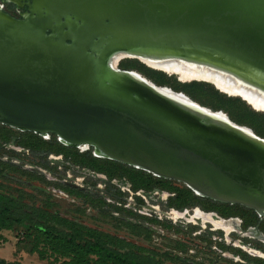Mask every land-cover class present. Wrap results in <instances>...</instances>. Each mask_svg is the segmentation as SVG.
I'll list each match as a JSON object with an SVG mask.
<instances>
[{"label": "water", "instance_id": "water-1", "mask_svg": "<svg viewBox=\"0 0 264 264\" xmlns=\"http://www.w3.org/2000/svg\"><path fill=\"white\" fill-rule=\"evenodd\" d=\"M8 1L28 11L0 9V123L264 220V137L114 65L123 55L179 58L264 90V0Z\"/></svg>", "mask_w": 264, "mask_h": 264}, {"label": "rangeland", "instance_id": "rangeland-1", "mask_svg": "<svg viewBox=\"0 0 264 264\" xmlns=\"http://www.w3.org/2000/svg\"><path fill=\"white\" fill-rule=\"evenodd\" d=\"M125 63L134 65L133 70L141 72L154 82L161 81L175 91L182 90L186 93L187 90L205 102H214L212 90H216L227 97L240 99L255 112L263 114V111L256 109L242 97L219 89L213 82L188 81L177 74L153 69L138 59ZM235 111L239 113L238 110ZM252 122L264 130L262 122ZM29 143L39 145L32 148ZM73 148L76 147L69 148L54 134L41 136L0 123V161L13 166L12 171L2 169L4 172L0 178V189L22 197L29 205H50V211L61 217L123 237L139 247L149 249L155 253L161 264H262L256 260L264 259L258 255L264 254V243L260 239L240 236L238 232L227 235L222 229L212 231L213 227L215 229L212 223L192 218L195 213L188 211L184 218L176 216L175 211L170 218L164 213L168 210L165 199L159 198L155 202L151 197L157 196V191L163 192L165 186H172L182 192L180 200L195 208L200 203L211 202V199L197 195L184 183L163 179L147 171V178L152 183L148 188L134 189L132 178L142 175L141 169L120 164L114 168L122 176L110 178L105 172L77 163L73 156L58 152L64 149L74 153L76 150ZM76 149L80 153L93 154L92 149ZM110 166L107 163L106 167ZM124 177L131 185V190H126L129 200L123 199L124 193L115 184V181L120 183ZM139 192L148 200L141 198L143 206L147 203L155 205L156 208L151 210L154 216L139 212V209L145 210L143 206L136 204L140 201L135 198ZM101 201H104L103 205L100 204ZM234 205L229 208L240 219L245 220V224L252 225L259 221L260 216L254 210ZM224 208L227 210V207ZM182 211L179 209L176 212L182 215ZM148 212L151 213L149 210ZM127 222L141 225L144 229L130 227L126 225ZM261 228L264 232V225ZM26 229L24 226H15L12 230L1 232L5 237V240L0 241L1 258L21 264H62L63 259H42L37 253H31V240L26 236Z\"/></svg>", "mask_w": 264, "mask_h": 264}, {"label": "trees", "instance_id": "trees-1", "mask_svg": "<svg viewBox=\"0 0 264 264\" xmlns=\"http://www.w3.org/2000/svg\"><path fill=\"white\" fill-rule=\"evenodd\" d=\"M128 60L134 59L121 60L120 66L123 69L135 68L134 65L125 63ZM155 81L159 85H164L161 81ZM186 93L204 106L213 110H223L233 121L252 128L258 135L264 137V130L252 122L253 120L264 124V112L259 114L246 106L240 99L227 97L216 90H212L215 98L214 102H205L193 92L187 90ZM235 109L238 110V114ZM28 145H31L32 148H37L39 144L29 143ZM69 148L72 147L69 146ZM73 149L76 152H67L64 149L58 152L65 154V156H73L77 163L105 172L110 178L118 175L122 176L116 171L114 166L122 165L123 163L96 157L91 152L80 153L76 148ZM107 163L111 165L109 168L106 167ZM2 169L12 171L13 166L0 161V178L4 172ZM141 172L142 175L132 178L134 189L148 188L147 186L152 183L147 178L146 171L141 170ZM164 188L173 189L172 186H165ZM178 191L180 200L182 192ZM180 202V206H186L185 204H187L186 201L180 200ZM100 204L103 205L104 201H101ZM126 225L144 229L141 225L131 222H127ZM15 226L27 228L26 236L31 240L30 252L37 253L42 259L54 258V261L63 259L62 264H161L155 253L149 249L139 247L123 237L61 217L57 213L50 211V205L46 207L29 205L24 202L22 197H17L0 189V241L5 240L1 232L3 230H12ZM256 260L264 264V259ZM0 264L21 263L17 261L8 262L0 257Z\"/></svg>", "mask_w": 264, "mask_h": 264}, {"label": "bare ground", "instance_id": "bare-ground-1", "mask_svg": "<svg viewBox=\"0 0 264 264\" xmlns=\"http://www.w3.org/2000/svg\"><path fill=\"white\" fill-rule=\"evenodd\" d=\"M125 59H138L142 63L146 64L147 66L153 69L164 71L168 74H177L188 81L202 80L207 82H213L216 84V86L219 89L225 91L227 90L231 95L242 97L245 101H248L249 103L254 105L256 109H259L264 112V90L256 85L250 84L247 81L239 78L232 72L214 66L201 64L197 62H190L179 58L150 59L147 57L135 56V55H123L122 58L115 61L114 65H117L118 63H120L121 60H125ZM167 89L168 91L173 90L171 87L168 86ZM178 92L180 97L186 100H190L187 98L188 95L186 93L182 91H178ZM175 214L176 216L179 217H184L185 215V214L181 215L177 212H175ZM205 214H209V213L203 214L199 210H197L193 218L201 219L205 223H212L215 226V229H223L227 235L231 234L232 232L239 231L237 226L238 225L237 221H225V220L217 221L214 218H212L213 217L212 215H205ZM253 233L255 232L251 231L248 233H244V235L251 236L253 235ZM260 237H263V242H264V235L262 234L260 235ZM259 255L264 256L263 253H260Z\"/></svg>", "mask_w": 264, "mask_h": 264}, {"label": "flooded vegetation", "instance_id": "flooded-vegetation-1", "mask_svg": "<svg viewBox=\"0 0 264 264\" xmlns=\"http://www.w3.org/2000/svg\"><path fill=\"white\" fill-rule=\"evenodd\" d=\"M1 4H3V10L5 12H7L8 14H10V15H12L14 17H17V18H21V15L23 13H25V12L28 11V7L26 5L24 7H19L17 5H14V2H11V1H8V0H0V5ZM14 6H15V11H14ZM24 132H27V131H24ZM115 184H117L118 187H119V189H120V191L124 193L123 196H122L123 199L124 200H129V196L126 193V190L127 191H130L131 190V185L126 181V178L124 177L123 179H121L120 183H118L117 181H115ZM132 188H133V186H132ZM156 194H158V195L155 196V197H151V199L153 201H155V202H157L159 198L165 199V207L168 210H165L164 213L166 215H168L170 218H172L171 217V214H172V212L175 209H177V210H179V209L180 210H183L182 212H184V213H182V214H185L184 217L187 216L186 213H188V212H191L193 214L194 213L196 214V211L199 210L203 214L204 213H209V214H205V215H212L213 216L212 218H214L217 221L218 220L237 221V223H238L237 226H238V229H239L240 232L239 231H235V232H238L240 236H244L245 237L246 235H244V231L251 230V231H253L255 233H253V235H251L250 237H256L257 239H260L263 242V237H260V235L261 234L264 235V232H263V230L261 228V226L264 225V220H262L261 217H259V221L258 222L254 223L252 225L245 224V220L240 219L237 214H235L234 212L231 211V209L228 206V205H231V204H225V203L222 204L221 202H217V201H214V200H210L211 202H207L205 204L200 203V205L198 207H196L197 209L192 204H190V203L185 204L186 206H180L179 205L181 203L180 200H179L180 193H179L178 189H176L175 187H173L172 190L169 189V188H165L163 192L162 191H157ZM142 196L143 195L139 192L138 195H137V197H135L136 199H139L140 200V201L136 202V204H139V206H143L142 199L141 198L146 199L145 196L144 197H142ZM135 198H134V201H135ZM130 199H133V197H130ZM207 199H209V198H207ZM143 207H144L145 210H140L139 209V212L141 214H147V215L149 214L151 217L154 216L153 213L151 212V210H153V208H156L155 205H153L151 203H147V205L146 206H143ZM224 207H227V210ZM173 208H175V209H173ZM229 209H230V211H229ZM148 210L151 213H149ZM177 210H175V212ZM155 213H156V211H155ZM179 214H181V213H179ZM194 215H192V218H193ZM256 228H258V231H256ZM214 230H217V229H214V227H213V230L212 231H214ZM242 230H244V231H242ZM255 253H257V252H255Z\"/></svg>", "mask_w": 264, "mask_h": 264}, {"label": "built area", "instance_id": "built-area-1", "mask_svg": "<svg viewBox=\"0 0 264 264\" xmlns=\"http://www.w3.org/2000/svg\"><path fill=\"white\" fill-rule=\"evenodd\" d=\"M0 9H2V10H3V4H1V5H0Z\"/></svg>", "mask_w": 264, "mask_h": 264}]
</instances>
